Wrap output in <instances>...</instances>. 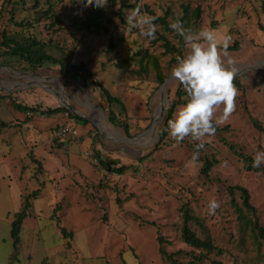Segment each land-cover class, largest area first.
<instances>
[{"label":"rangeland","instance_id":"374dc122","mask_svg":"<svg viewBox=\"0 0 264 264\" xmlns=\"http://www.w3.org/2000/svg\"><path fill=\"white\" fill-rule=\"evenodd\" d=\"M140 3L127 0L135 6L120 12L121 1L108 0L103 8L112 19L108 32L87 34L71 26L74 17L83 20L93 9L82 0H0V40L4 34L21 42L35 39L65 64L85 63L125 107L110 106L98 85L90 80L86 88L70 67L32 68L20 58H0V94L6 97L0 100L2 264H170L160 246L179 264H264V241L253 228L255 221L264 227V164L259 172L249 171L239 156L253 158L264 150V0H142L141 12L148 6L169 23L185 16L186 27L226 30L229 46L240 44L239 51H228L241 85L236 110L206 139L196 166H186L196 143L190 137L177 145L167 135L159 144L180 87L170 77L171 60L188 48L159 24L154 40L138 29L128 31L126 10ZM197 7L199 20L192 16ZM166 41L174 51L164 48ZM160 76L172 79L167 91ZM13 103L33 110L17 111ZM59 108L85 121L47 114ZM110 112L129 134L109 121ZM62 126H72L78 136L61 144ZM206 159L218 163L208 176L201 172ZM223 161L227 167H221ZM121 167L122 174L115 172ZM236 186L248 190L255 213L244 208L239 191L231 194ZM35 192L37 197L28 198L18 260L6 259L14 253V213ZM212 198L220 208L209 216ZM186 208L196 218L189 228L200 239H211L219 254L184 242ZM63 228L70 235L65 237Z\"/></svg>","mask_w":264,"mask_h":264},{"label":"clouds","instance_id":"9594fccd","mask_svg":"<svg viewBox=\"0 0 264 264\" xmlns=\"http://www.w3.org/2000/svg\"><path fill=\"white\" fill-rule=\"evenodd\" d=\"M87 6L104 8L108 0H82ZM142 0L133 9L126 10L127 30L138 29L141 37L156 39L158 25L156 16L141 12ZM168 27L182 38L188 51L176 56L170 77L178 82L185 93V102L176 106L163 129L175 143L180 144L186 137L195 141L194 149L186 166H196L200 150L207 138L215 135L217 127L224 123L236 110L239 91L234 79L238 74L235 62L228 53L231 35L225 30L218 33L212 28L194 30L186 27L181 18L171 20ZM219 113V114H218ZM264 164V150H257L251 166L260 169ZM223 161L221 167H227ZM220 202L212 198L207 204V214L214 216Z\"/></svg>","mask_w":264,"mask_h":264},{"label":"trees","instance_id":"16d2710c","mask_svg":"<svg viewBox=\"0 0 264 264\" xmlns=\"http://www.w3.org/2000/svg\"><path fill=\"white\" fill-rule=\"evenodd\" d=\"M110 1L113 3L116 2V0H110ZM120 1H121L120 12H123V10L126 8L135 6V5H132V6L127 5V0H120ZM146 12L149 15L157 17V19L154 21V23L161 25L166 32H171V29L168 27L169 22L167 20V16L158 17L153 11H151L149 9L148 6H146ZM186 12H188V9H186ZM48 14L49 13H47V12L45 13L46 16ZM201 14H202L201 8L197 7L196 10H194V12L192 13V16L196 20H199L201 18ZM185 18L186 17L184 16V18H182V20L186 22ZM111 23H112V19L108 18L105 15L103 8L93 7L92 11L83 20H79L78 18L74 17L72 22H71V26L74 27L76 30L83 32V33L98 34L101 32L107 33L108 32V25H110ZM17 24L19 26L22 25V23H17ZM164 46H165L164 48H166L169 52L175 50L174 47L168 41H166L164 43ZM45 47H46L45 44H43L40 41H37L35 39H29V40H25V41L21 42L19 40L12 39L9 36L4 34L2 39L0 40V58H2L3 56H11L13 58H20L22 61H24L26 64H28V66H30L32 68H37L39 66H43L46 63H50L53 65H60L61 69L64 71L68 67H70L68 72H71L74 75L82 77V79L84 80L83 85L86 88L88 87L87 82L92 80V84L98 85L100 87V90L102 91L104 98L107 100V103L110 106H113L115 104L121 105L123 107V109L125 110V107L123 106V104L121 103L119 98L114 97L108 91L107 88H105L99 82H97L93 79V74L85 63H80L79 65L65 64L62 61H59V60L51 57L50 55H48L45 51ZM239 48H240V44L238 42H235L232 46L228 47V51H233V52L239 51ZM2 50H5V51H2ZM167 50H166V53H168ZM178 55H182L180 51H178ZM171 63H173V64L176 63V58H173L171 60ZM160 82H161V84L165 83L164 78H162L161 76H160ZM233 83L235 84V86L238 89H241V85L236 79L233 81ZM181 88H182V86L180 85V87L178 88V90L176 92L177 100L172 102L171 107L168 110L167 117L164 121V128L166 126L167 120L171 117L172 112L176 108V106L185 102V100H184L185 93H184V91L181 90ZM5 98L6 97H4L0 94V100L5 99ZM13 107L15 110L20 111V112H30L31 110H33V109H29L27 107H24V106L16 104V103H13ZM61 112L69 114L70 118L77 119L78 121L84 120L83 118H81L79 116H74V115L70 114V112L65 108L50 110L47 112V114L48 115H54V114H59ZM109 121L116 127H123L125 132L127 134H129L128 126L127 125L123 126V124H121V122L118 120L115 113H113V112L109 113ZM1 125L5 126L6 123H1ZM255 126L259 130L262 129L259 125H257V123H255ZM226 128H224V129H226ZM217 130H218V127H217ZM166 138H167V133L162 130V132L160 133V137H159V144L163 143ZM230 150L232 152H234V154L238 153L236 148L233 146H230ZM239 156L243 160L247 170L254 171V172H259L261 170V169H255L251 166L252 157L243 155V153L239 154ZM217 164L218 163L216 160H207L206 159V160H204V165L202 167L201 172L203 174H205L206 176H208L210 171ZM112 170L115 171L114 169H112ZM124 170H125V167H121V168L117 169L115 172L122 174L124 172ZM235 191H239L241 193V198L243 200L244 208H246V210L249 212L255 213V208L250 203V195H249L248 190L243 188V187H239V186L230 188L231 194H234ZM36 195H37V192L31 194L30 196H27L25 198L23 210L16 212L14 215V220L12 222V228H11V236L13 238V246H14V254L13 255L15 256L14 261L18 260V249H19V244L21 241L20 234L22 231L23 222H24L25 218L28 216L27 211L31 205L28 202V198L29 197H37ZM184 218H185V223H184V226L182 228V239L184 240V242L186 244H188V245H190L196 249L201 250V252L214 253V252L218 251V254L221 252L220 249L219 250L217 249V247L214 245V243L211 239L202 240L195 234V232H193L189 228V226H188L189 223L191 221L196 220V218L191 214V211L189 208L185 209ZM253 228H254V231L257 232L259 238L264 241V227L260 226L255 221ZM62 232H63L65 237L70 235L64 228L62 229ZM159 243H160V245H162L163 240L159 239ZM159 251L163 257H166L170 261V264H179L176 262L175 259H173V257L171 255H168L163 250L162 246H160ZM11 260H12V258H11ZM43 264H48V261L45 260L43 262ZM188 264H198V263H196V261H194L193 263H188ZM215 264H221V263L216 262Z\"/></svg>","mask_w":264,"mask_h":264},{"label":"built area","instance_id":"2783aa9c","mask_svg":"<svg viewBox=\"0 0 264 264\" xmlns=\"http://www.w3.org/2000/svg\"><path fill=\"white\" fill-rule=\"evenodd\" d=\"M57 131V138L61 144H65L69 141V139H75L78 136L76 129H74L72 126H62ZM85 154L88 155L89 153Z\"/></svg>","mask_w":264,"mask_h":264},{"label":"crops","instance_id":"0c3cea01","mask_svg":"<svg viewBox=\"0 0 264 264\" xmlns=\"http://www.w3.org/2000/svg\"><path fill=\"white\" fill-rule=\"evenodd\" d=\"M21 202H22V195H21ZM19 212V211H18ZM16 213V212H15ZM15 213H14V215H15ZM14 220V219H13ZM13 220H12V222H13ZM25 221V220H24ZM12 222H11V225H12ZM23 225H24V222H23ZM22 228H23V226H22ZM11 233V232H10ZM12 241H13V239H12ZM14 247V246H13ZM14 253H12L11 254V252H8L7 253V255H6V259H8L9 257H10V255H11V258H12V255H13ZM0 264H2L1 263V261H0Z\"/></svg>","mask_w":264,"mask_h":264},{"label":"water","instance_id":"95a60500","mask_svg":"<svg viewBox=\"0 0 264 264\" xmlns=\"http://www.w3.org/2000/svg\"><path fill=\"white\" fill-rule=\"evenodd\" d=\"M169 82H170V78H168L166 81H165V83L163 84V90L165 89L166 90V87H167V85L169 84ZM167 98V95L166 94H164V92H163V98ZM162 98V99H163Z\"/></svg>","mask_w":264,"mask_h":264},{"label":"bare ground","instance_id":"6f19581e","mask_svg":"<svg viewBox=\"0 0 264 264\" xmlns=\"http://www.w3.org/2000/svg\"><path fill=\"white\" fill-rule=\"evenodd\" d=\"M171 81H172V79H170V83L167 85V88L171 86ZM166 91H167V90H166ZM165 93H166V92H165ZM163 101H164V99H163ZM157 116H158V112H157L156 115H155L156 119H157ZM150 133H151V132H150ZM146 136H147V135H146ZM146 136H145V137H146Z\"/></svg>","mask_w":264,"mask_h":264}]
</instances>
